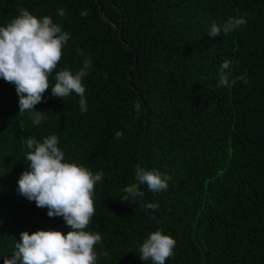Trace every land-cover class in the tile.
<instances>
[{
	"label": "trees",
	"instance_id": "1",
	"mask_svg": "<svg viewBox=\"0 0 264 264\" xmlns=\"http://www.w3.org/2000/svg\"><path fill=\"white\" fill-rule=\"evenodd\" d=\"M21 7L70 33L57 70L75 73L85 56L92 66L87 111L49 89L34 108L46 113L39 126L0 79V264L23 231H70L17 192L25 140L52 134L66 160L103 172L87 229L109 253L97 264H151L138 247L159 228L176 241L166 264H264V0H0V26ZM242 13L244 26L208 36L212 22ZM225 60L229 80L248 82L218 87ZM136 165L170 176L167 190L140 185L135 202L122 201Z\"/></svg>",
	"mask_w": 264,
	"mask_h": 264
},
{
	"label": "clouds",
	"instance_id": "2",
	"mask_svg": "<svg viewBox=\"0 0 264 264\" xmlns=\"http://www.w3.org/2000/svg\"><path fill=\"white\" fill-rule=\"evenodd\" d=\"M19 14L0 26V79L15 86L18 96L19 113L28 112L32 124L39 126L45 119V112L35 111L36 105L46 102L44 94L50 89L54 98L64 99L73 93L79 97L81 113L87 111L86 88L83 78L89 74L92 61L85 56L81 68L73 73L68 68L58 69L63 56V47L70 39V33L62 30L50 16L38 18L21 7ZM63 17L65 10L60 9ZM247 13L240 17H228L222 24L212 22L208 36L216 37L239 29L247 23ZM80 55L82 50L77 49ZM231 60L219 66L218 87L235 84L238 80L247 83L245 75L229 80L226 70ZM55 73L54 85L49 77ZM137 114L141 103L134 104ZM117 131L114 138H122ZM27 153L23 157L27 168L17 181V192L37 208L46 209L49 218L60 217L70 229L67 234L56 230H38L31 234L21 232L19 241L14 243L11 258H4V264H97L100 256L109 257L107 250L96 251L101 235L88 231L95 215L94 197L97 182L102 181L103 172L93 173L89 168L66 160L59 145V138L52 134L42 142L35 137L25 140ZM171 177L156 170L134 166V181L125 188L122 201L135 202L142 195L140 185H146L152 192L166 191ZM154 209L157 205L149 204ZM176 241L159 228L150 232L138 247L139 259L151 264H166L173 255Z\"/></svg>",
	"mask_w": 264,
	"mask_h": 264
}]
</instances>
